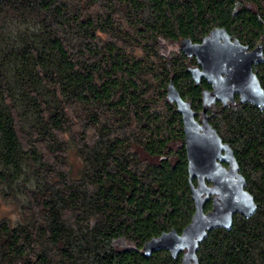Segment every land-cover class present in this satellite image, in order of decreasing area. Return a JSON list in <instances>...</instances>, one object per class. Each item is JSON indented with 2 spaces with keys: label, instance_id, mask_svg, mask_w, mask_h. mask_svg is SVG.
Wrapping results in <instances>:
<instances>
[{
  "label": "trees",
  "instance_id": "trees-1",
  "mask_svg": "<svg viewBox=\"0 0 264 264\" xmlns=\"http://www.w3.org/2000/svg\"><path fill=\"white\" fill-rule=\"evenodd\" d=\"M214 27L264 55V0H0V195L22 199L0 264H180L142 247L194 212L166 88L200 118L210 86L180 42ZM253 72L264 90V62ZM207 113L257 210L208 232L199 264H264V110L236 97Z\"/></svg>",
  "mask_w": 264,
  "mask_h": 264
},
{
  "label": "water",
  "instance_id": "water-1",
  "mask_svg": "<svg viewBox=\"0 0 264 264\" xmlns=\"http://www.w3.org/2000/svg\"><path fill=\"white\" fill-rule=\"evenodd\" d=\"M180 51L193 57L197 64L188 68L191 79L196 84L202 79L210 86L201 92L199 121L171 81L166 88L168 102L175 104L181 116L194 212L180 233L173 229L163 232L145 242L142 250L147 255L166 250L172 259L180 255V264H199L197 251L208 232L229 231L235 215L249 218L257 210L231 148L209 123L207 108L215 103L227 107L235 103L237 96L239 103L264 110V90L253 72L254 65L264 62V55L261 45L244 46L219 27L212 28L199 43L181 40ZM209 201L211 207L205 212L204 206Z\"/></svg>",
  "mask_w": 264,
  "mask_h": 264
},
{
  "label": "rangeland",
  "instance_id": "rangeland-1",
  "mask_svg": "<svg viewBox=\"0 0 264 264\" xmlns=\"http://www.w3.org/2000/svg\"><path fill=\"white\" fill-rule=\"evenodd\" d=\"M174 48H177V45H174ZM72 162L77 164V158L73 157L71 158ZM22 202V199L20 198L18 202L14 201H5L2 199L0 195V220H8L12 224L17 222L19 220L18 213H19V203Z\"/></svg>",
  "mask_w": 264,
  "mask_h": 264
},
{
  "label": "flooded vegetation",
  "instance_id": "flooded-vegetation-1",
  "mask_svg": "<svg viewBox=\"0 0 264 264\" xmlns=\"http://www.w3.org/2000/svg\"><path fill=\"white\" fill-rule=\"evenodd\" d=\"M237 97V96H236ZM236 97H235V99H236ZM238 99V98H237ZM200 120V118L198 119V121Z\"/></svg>",
  "mask_w": 264,
  "mask_h": 264
}]
</instances>
